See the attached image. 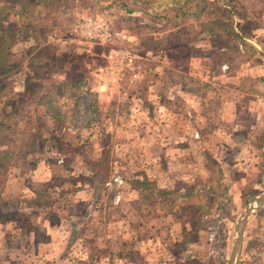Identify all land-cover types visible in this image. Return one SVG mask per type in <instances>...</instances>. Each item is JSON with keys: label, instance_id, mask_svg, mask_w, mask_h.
I'll return each instance as SVG.
<instances>
[{"label": "rangeland", "instance_id": "1", "mask_svg": "<svg viewBox=\"0 0 264 264\" xmlns=\"http://www.w3.org/2000/svg\"><path fill=\"white\" fill-rule=\"evenodd\" d=\"M90 19L126 38L89 39L72 30ZM138 64L139 78L130 82V68ZM131 83H137L138 104L128 101ZM110 89L118 101L91 114L88 103L103 92L110 97ZM257 99H264V0H0V264H46L34 240L44 249L56 233L40 232L34 215L18 211L16 203L22 188L44 204V190L60 194L63 179L82 178L67 175L72 157L80 162L86 155L72 153L92 149L91 142L84 137L72 145L69 133L104 115L117 124L122 119L121 126L141 107L153 124L151 138L142 139L132 120L122 140L113 135L111 157L105 158L128 178L146 180L136 189L113 183L122 177L110 172V199L96 210L101 226L77 236L92 246L85 258L91 264L102 257L104 264H227L240 215L249 206L234 264H264V203L253 201L264 195ZM167 101L173 104L162 105ZM220 101L229 103L227 120ZM179 119L190 129L182 146L191 149H168L163 139L164 128ZM202 140L209 149L197 159L194 147ZM147 146L152 154L142 156L140 165ZM41 148L52 154L34 172ZM175 150L185 159L166 160ZM55 211L53 228L59 222ZM124 228L131 243L121 237ZM183 251L191 254L176 256Z\"/></svg>", "mask_w": 264, "mask_h": 264}, {"label": "crops", "instance_id": "2", "mask_svg": "<svg viewBox=\"0 0 264 264\" xmlns=\"http://www.w3.org/2000/svg\"><path fill=\"white\" fill-rule=\"evenodd\" d=\"M120 50V47L117 48ZM137 83H131L128 86V92H127V97H129L128 101L134 100L136 102V99L138 98V94H140L136 88ZM136 86V87H135ZM110 94L113 95L114 99L110 100V97L108 96L107 93L103 92L100 94L99 97H97V106L100 109L101 106L104 104H115L118 100H116V94L115 90L110 89ZM126 99V100H127ZM125 100V99H124ZM123 100V101H124ZM122 102V101H121ZM126 102V101H124ZM123 102V103H124ZM123 103H118V105H123ZM193 103V102H192ZM212 103V102H210ZM127 104V102H126ZM135 104H138L137 102ZM173 104L172 101H167L166 103H162L165 107H169ZM195 104V103H193ZM221 106H227L224 109H221L222 117L224 119H228L230 116L228 114V101H220L219 103ZM257 109L256 117L260 118L261 123L264 126V99L262 100H255L253 104ZM91 107V114L92 111L96 109L94 105H91V102L88 103V107ZM117 106V105H116ZM128 106V105H127ZM214 106V105H213ZM134 108V107H133ZM142 108L138 109V112L132 111L131 114V121L130 118L127 116L125 117V123L120 126V123L122 122V119H119V124L116 123L117 119H111L110 121L109 117L104 116H99L98 118H95V122L92 126H84L80 127V129L75 132V133H69L70 134V141H72V145H77L79 142H82V138L88 137L91 142V147L92 149H87L85 152L79 151L80 149H77L78 151H73L72 156H76L77 154L80 155L81 153H85V157L82 161L77 162L75 157H72V165L73 166L69 170V174H67L69 177H77L80 175L82 178L80 180L76 179H68L65 180L63 179L62 182H60L59 189H60V194H56L53 190L47 189V192L49 191L48 194L43 191L44 196H47L44 200V204H42V201H39V199L36 197V195H33V193L29 192V195H27L26 202L23 204L25 205L26 209L23 213L29 212L34 215L35 217V225L36 227L40 230V232L43 231L45 235L47 233H56V237L51 238V243L50 245L45 243L46 247L44 249L40 247L39 245L42 244V241L39 240H34L36 243V250H41L39 255L43 259L46 260V264H91V262L88 261V258H85L87 256L91 255L92 252V246L90 244H85L84 246L80 243V241L77 240V236L79 232L82 231H90L92 233H95L97 231V228L101 225L98 223L99 217L96 215L98 210V206L102 203H106L110 199V194H107L106 192L102 191L101 193L97 194L98 187L94 188L93 185L95 183H98L99 179L102 180L103 178L107 177L112 170L116 169V166L111 168V165L109 163L110 160L106 159L105 157L109 155L108 158L111 157V139L114 135V139L122 140L123 136H126V130L127 126L131 127L132 126V120L133 124L139 123L140 127H138V134L142 135V139H148L151 138L150 135H148V131L150 128H152L153 124L149 121L148 116L142 111ZM98 110V109H97ZM93 111V112H94ZM61 114V117L67 116L68 113H61V111H58ZM57 116V114H55ZM99 115V114H98ZM92 117V118H93ZM59 118V117H58ZM57 118V119H58ZM113 124V125H112ZM151 125V126H150ZM150 126V127H149ZM110 127H113V133L110 130ZM222 127L225 128L224 125ZM44 128V129H43ZM117 129H120L118 132ZM50 128L49 125H43L42 126V131L44 138L47 139L45 142H48L51 137L49 136L50 133ZM189 128L187 130L184 129L183 122H181V119L179 120H174L172 121L171 124H168L167 127L164 128V133L166 138V141L170 144L168 149H185V147H188L186 149H191L189 146L185 145L182 146L183 143L186 141V139H190L189 136ZM264 130V128H263ZM151 131V130H150ZM115 132V133H114ZM128 135V134H127ZM153 138V136H152ZM79 141V142H78ZM162 141V139H161ZM198 145H196L194 148L198 149L197 152H199L198 157L201 156V152H203L204 149H209L210 143L207 140H202L197 142ZM110 148V150H108ZM145 149L144 154L142 152L139 154L140 156V165L141 161L143 160L142 156H151L152 152L151 149L148 148H143ZM200 149V150H199ZM56 152V151H55ZM176 155H171V153L168 152L166 155L165 159L169 160L174 158L175 161H182L185 159L184 155L181 157L180 154H178L177 150L174 151ZM49 153L48 149L41 148L38 149V152H36V159L34 162V166L32 167V171H37L40 169L41 164L43 163L42 157H46L47 155H51ZM114 161V160H113ZM124 168V167H123ZM128 169V168H127ZM53 169L50 170L49 174H51V177L53 176ZM180 176V175H178ZM185 176V175H184ZM147 177V176H146ZM129 181L127 183H131V185L135 186L136 189L141 188L144 184L143 180H145V176L139 177L140 179L132 180L135 178V175L133 176L132 174L129 175ZM151 175L147 177V179H150ZM153 180H157L158 176L154 175L152 176ZM46 179V178H45ZM43 181V180H42ZM42 181H39L38 184H41ZM66 183V184H65ZM205 185V184H204ZM207 186V185H206ZM212 186V185H208ZM206 187V192H211L213 188ZM24 188H22V191ZM97 190V191H96ZM22 191L20 193V197L22 195ZM35 191V188H34ZM37 192V191H36ZM54 196H59V199L56 201L55 205L53 206V198ZM19 197V198H20ZM52 198V199H49ZM141 203V201L139 200ZM49 203L50 205H48ZM264 203V202H263ZM54 208H57L56 212V217L58 218L59 222L55 225V228L52 227V225L49 224V220H51L50 216L53 215ZM20 211V209L18 210ZM27 217L29 216L26 214ZM32 217V216H31ZM33 218V217H32ZM118 225H115V228L117 229ZM54 230V231H53ZM124 231L123 234H121V237L125 243H131L130 238L127 237L126 230L125 228L120 230ZM116 232V230H115ZM54 233V234H55ZM44 243V242H43ZM30 244V243H29ZM99 246V249L102 248L100 247L99 243L97 244ZM20 248V247H19ZM76 251L80 253L82 256H77L75 257ZM81 251V252H80ZM66 253L72 254L73 260L70 261L68 258H66ZM181 254H187L186 257L189 256V252L183 251V253L176 254V256L181 255ZM182 256V255H181ZM76 258V260H74ZM84 258V259H81ZM91 259V258H90ZM89 259V260H90ZM104 260V258L102 257ZM102 259H99V262L97 264H104V261ZM116 262V261H115ZM106 264V263H105ZM108 264L110 262L108 261Z\"/></svg>", "mask_w": 264, "mask_h": 264}, {"label": "built area", "instance_id": "3", "mask_svg": "<svg viewBox=\"0 0 264 264\" xmlns=\"http://www.w3.org/2000/svg\"><path fill=\"white\" fill-rule=\"evenodd\" d=\"M72 30L74 32L80 33L83 37H87L89 39H99V40H111V39H125L126 35L118 30H113L108 28L106 24L100 22L96 19L84 20L82 22H77L72 25ZM141 69V66L135 65L134 67L130 68V73H128V80L130 82L137 81L138 73ZM112 182H119L121 183V178L113 177ZM107 185L109 183H106ZM116 184V183H115Z\"/></svg>", "mask_w": 264, "mask_h": 264}, {"label": "trees", "instance_id": "4", "mask_svg": "<svg viewBox=\"0 0 264 264\" xmlns=\"http://www.w3.org/2000/svg\"><path fill=\"white\" fill-rule=\"evenodd\" d=\"M181 13H179L178 15H180ZM97 99H94L92 102H91V105H94L95 107H97ZM44 129V128H43ZM117 172H119V173H117ZM115 173L116 174H119V175H121V177H122V179H121V185L122 184H126L128 181H129V178H128V176L125 174V172L124 171H121V170H119V169H116V171H115ZM115 175V174H114ZM113 175V176H114ZM106 178H108V176L107 177H105V178H103L102 180H100L99 179V181H98V183H95L94 185H93V187L94 188H97L98 187V191H97V194H99V193H101L102 191H104V192H106L107 191V185L105 184L106 183ZM150 179H152V178H150ZM146 180V179H145ZM149 180V179H148ZM153 183V182H152ZM27 195H29V192L26 190L25 191V189L22 191V195H21V197H20V199L17 201V206H18V209H20L22 212H24L25 211V209L27 208L25 205H23L22 204V201H24L25 202V200H26V198H27ZM23 206V207H22ZM26 207V208H25ZM17 208V207H16Z\"/></svg>", "mask_w": 264, "mask_h": 264}, {"label": "water", "instance_id": "5", "mask_svg": "<svg viewBox=\"0 0 264 264\" xmlns=\"http://www.w3.org/2000/svg\"><path fill=\"white\" fill-rule=\"evenodd\" d=\"M253 201H255L256 204L257 203H263L264 202V195L255 196ZM249 211H250V207L248 206L240 215V219L242 220L243 224H242V227L237 231V234H235V241H234V244L232 246L231 253H230L227 264H233L234 263L236 254H237L238 249H239V244L241 241V235L243 232V227L245 226Z\"/></svg>", "mask_w": 264, "mask_h": 264}, {"label": "bare ground", "instance_id": "6", "mask_svg": "<svg viewBox=\"0 0 264 264\" xmlns=\"http://www.w3.org/2000/svg\"><path fill=\"white\" fill-rule=\"evenodd\" d=\"M234 264V263H233Z\"/></svg>", "mask_w": 264, "mask_h": 264}]
</instances>
